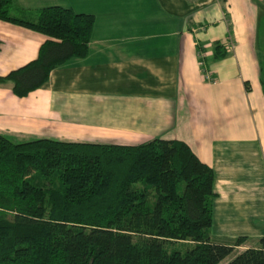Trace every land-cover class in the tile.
I'll use <instances>...</instances> for the list:
<instances>
[{
  "label": "crops",
  "instance_id": "crops-1",
  "mask_svg": "<svg viewBox=\"0 0 264 264\" xmlns=\"http://www.w3.org/2000/svg\"><path fill=\"white\" fill-rule=\"evenodd\" d=\"M262 4L264 0H14L13 7L27 11L60 5L89 13L93 25L86 55L51 69L27 95L17 97L8 82L0 84V133L12 141L181 140L213 170L211 227L227 239L215 242L258 236L256 228L245 224L264 219V100L259 58L252 49ZM227 32L233 49L213 59V43L225 48ZM45 38L0 20V76L33 59ZM198 47L211 81L203 78Z\"/></svg>",
  "mask_w": 264,
  "mask_h": 264
},
{
  "label": "trees",
  "instance_id": "trees-1",
  "mask_svg": "<svg viewBox=\"0 0 264 264\" xmlns=\"http://www.w3.org/2000/svg\"><path fill=\"white\" fill-rule=\"evenodd\" d=\"M13 1L0 0V20L46 36L33 59L0 76L23 97L51 69L86 55L93 15ZM226 53L213 43V59ZM258 79L264 100L262 66ZM215 197L212 168L181 140L12 141L0 133V264H218L246 236L210 239ZM223 264H264V234Z\"/></svg>",
  "mask_w": 264,
  "mask_h": 264
},
{
  "label": "rangeland",
  "instance_id": "rangeland-1",
  "mask_svg": "<svg viewBox=\"0 0 264 264\" xmlns=\"http://www.w3.org/2000/svg\"><path fill=\"white\" fill-rule=\"evenodd\" d=\"M254 36H255V45L253 51L257 54V57L259 58V66H262L264 68V4H262L259 8V14L257 16V22L255 25L254 30ZM259 72V70H258ZM226 187V185H224ZM214 189V186H213ZM246 226L249 227V229L256 228L259 235L264 234V219H257V218H251L248 220ZM212 230V231H211ZM258 235V236H259ZM255 234L249 235L246 237L245 243L250 247H255L257 245V237ZM209 237L212 241H222L227 240L221 237V231L216 230L214 227H210L209 230ZM237 251H233L231 254L226 256L223 260H221L218 264H223L226 261H228Z\"/></svg>",
  "mask_w": 264,
  "mask_h": 264
},
{
  "label": "built area",
  "instance_id": "built-area-1",
  "mask_svg": "<svg viewBox=\"0 0 264 264\" xmlns=\"http://www.w3.org/2000/svg\"><path fill=\"white\" fill-rule=\"evenodd\" d=\"M234 46V41L232 37L227 33L226 42H225V49L231 51ZM197 59L199 61V66L203 67V58H204V52L203 50L199 49L196 51ZM203 78L206 81H211L212 77L211 74L206 70H202Z\"/></svg>",
  "mask_w": 264,
  "mask_h": 264
}]
</instances>
